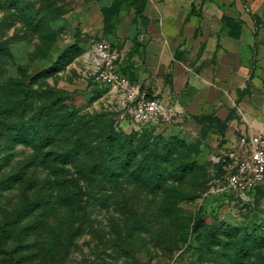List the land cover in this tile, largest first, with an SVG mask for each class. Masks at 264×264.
Returning <instances> with one entry per match:
<instances>
[{"label":"rangeland","instance_id":"obj_1","mask_svg":"<svg viewBox=\"0 0 264 264\" xmlns=\"http://www.w3.org/2000/svg\"><path fill=\"white\" fill-rule=\"evenodd\" d=\"M114 1L19 0L10 6L0 0V46L8 51L0 53V105L8 101L12 83L22 80L35 91L28 116L41 110L50 88L57 100L55 120L66 116L56 142L41 149L8 142L0 119V264H264V241L249 257L237 254L233 260L231 253L243 247L246 234H264V193L229 191L221 164L239 125L264 122V74L257 84L250 68L241 84L221 97L199 85L206 79L181 77L175 83L170 65L154 71L144 50L143 57L132 59L131 82L156 91L166 113L139 126L122 99L94 79L87 56L86 49L103 38L120 49L124 65L134 37L142 34L146 42L149 20L136 18L133 6L112 20L103 15L100 22L97 6L96 12L87 11L90 4L104 7ZM188 1L182 0L170 20L186 21ZM195 8L197 38L210 44L218 21L222 31L238 38L243 33L252 58L264 53V0H196ZM187 63L193 65V59ZM46 69L50 74H43ZM106 120L117 133L148 138L166 156L163 167L170 174L161 189L155 191L153 182L137 180L126 168L114 184L84 182L78 167L61 162L60 154L76 138L90 143L93 135L87 131ZM56 167L65 169L68 179H79L76 186L68 182L72 201L61 202L62 190L45 184ZM51 232L60 239L58 256L47 254ZM18 244L12 257L5 252Z\"/></svg>","mask_w":264,"mask_h":264},{"label":"trees","instance_id":"obj_2","mask_svg":"<svg viewBox=\"0 0 264 264\" xmlns=\"http://www.w3.org/2000/svg\"><path fill=\"white\" fill-rule=\"evenodd\" d=\"M4 2L10 6H18L19 4V0H4ZM129 6L134 7L135 16L145 20L143 14L145 0H115L111 5L102 7V12L103 15L108 14V19L112 20ZM111 44L116 46L113 43ZM84 50L85 48L82 47V51ZM143 51L142 45L135 41L134 47L127 53L126 63L121 65V71L131 81L134 76V61L132 59L136 55L143 57ZM0 53H8V51L3 46H0ZM42 72L43 74H50L48 69ZM40 73L32 78L37 79ZM0 92H3L1 86ZM33 92L35 91L25 81L16 80L12 83L8 101H5L4 106L0 105V119L3 120L1 128L5 131V138L11 144L31 143L35 149H41L56 142L58 133H62L64 130L66 116H61L59 120H55L56 116L53 115V106L57 100L55 91L52 88L47 90V100L43 102L41 110L28 116L31 107L29 99L32 97L31 94ZM148 95L151 96L150 93ZM108 122L106 120L103 123H99L94 132L87 131L86 134L93 135V140L90 143L87 139L76 138L71 146L60 154L61 162L64 165L72 163L78 167H75L77 169L76 172L79 179L84 182H98V185H101L103 181L107 180V182L114 184L120 175L121 169L126 168L131 169V173L137 180L153 182L155 191L161 189L170 174L167 171V167H163L164 162L167 161L166 156L154 149L155 147H152L147 142L148 138H136V133H117L110 128L111 125ZM221 164L223 168L224 162L222 160ZM63 170L65 169L56 167V171L52 173L53 178H49L48 181H45V184L47 183L46 186L49 185V187L54 186L56 189L60 188L63 192V201L61 202L66 201L65 199L69 202L72 201V196L68 191V182L72 186H76L79 179H68L67 175L63 174ZM256 192L264 193L261 190ZM27 205H30L29 202ZM25 208L27 206H22V209ZM160 209L163 211V206ZM167 215L170 216L168 212ZM1 235H3L4 239L8 238L4 230L1 231ZM217 239H220L219 235ZM56 240V235L51 232L46 240L48 246L47 254L59 255L56 248L60 244V239ZM263 241L264 234L258 237L253 236L251 233L246 234L243 247L232 248L231 253L234 254V257L231 256L232 259H236L237 254H242L245 258L251 256L252 249L258 247ZM56 242L58 245H56ZM216 242L222 243V241ZM6 243L7 241L4 246H6ZM20 243H22V240H20ZM19 245L18 247L14 246L9 251H4L9 255L14 254L18 251Z\"/></svg>","mask_w":264,"mask_h":264},{"label":"crops","instance_id":"obj_3","mask_svg":"<svg viewBox=\"0 0 264 264\" xmlns=\"http://www.w3.org/2000/svg\"><path fill=\"white\" fill-rule=\"evenodd\" d=\"M181 2L182 0H145L143 14L145 20H149L146 26L149 36L147 35L144 44L142 42V34H137L133 39L131 49L134 47L135 41L139 42L145 50L147 59L151 62L154 71H159L160 67L163 69L165 66L170 65L175 83L181 77H189L192 81L193 79L195 81L206 79L207 81H203L199 85L202 88L212 87L211 93L217 94V96H221V92L226 94L233 92L235 86L241 84L240 79L243 80V77L247 76L250 68L254 69V81L258 84V75L261 72L264 74V53L257 54L252 58L248 52V47L244 46L241 41L243 33L238 38V35L234 36L228 31H222L218 21L213 24L216 32L215 39L210 44L208 42L205 43L200 37L197 38L195 36L197 29L195 23L199 19L197 17L199 14L195 8L196 0L188 1L189 9L186 11L188 16L186 21L183 20L184 18L178 23L170 20L171 17L174 18L176 13H178L177 10H179ZM96 6L99 13L97 19H99V22L103 21L101 5L90 4L87 11L90 12L93 9V12H96ZM133 12L135 16L134 7ZM221 16L222 12L220 11L218 19ZM135 17L137 18V16ZM203 44L205 49L202 47ZM244 49L247 51L245 52ZM177 50L178 53L175 54ZM197 52L200 55H197ZM207 54H209V58H206ZM121 58L123 61L122 55ZM189 58L193 59V65H187ZM251 60L254 62L250 66ZM167 61L168 64H165ZM234 78L237 79L235 80ZM235 81L238 83L235 84ZM147 93L158 97V95H155L157 94L156 91L155 94L150 91ZM217 96H214L213 99L217 98L218 101L219 97ZM213 99L209 98L208 100L214 102ZM250 115L253 116V114ZM259 125L251 124L247 127L246 124H241L239 125V135L242 133L251 134Z\"/></svg>","mask_w":264,"mask_h":264},{"label":"built area","instance_id":"obj_4","mask_svg":"<svg viewBox=\"0 0 264 264\" xmlns=\"http://www.w3.org/2000/svg\"><path fill=\"white\" fill-rule=\"evenodd\" d=\"M87 50L94 79L118 95L134 123L139 126L164 115L162 101L131 82L121 71V51L106 39H98ZM222 175L226 188L236 195L264 192V123L251 134L242 133L223 153Z\"/></svg>","mask_w":264,"mask_h":264}]
</instances>
